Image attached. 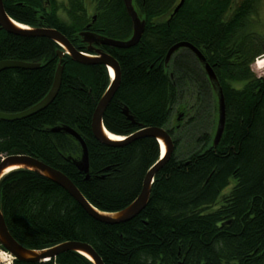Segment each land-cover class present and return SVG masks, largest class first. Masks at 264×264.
I'll use <instances>...</instances> for the list:
<instances>
[{
    "label": "trees",
    "instance_id": "16d2710c",
    "mask_svg": "<svg viewBox=\"0 0 264 264\" xmlns=\"http://www.w3.org/2000/svg\"><path fill=\"white\" fill-rule=\"evenodd\" d=\"M3 1L14 20L55 28L88 52L78 35L89 22L86 0ZM91 1L96 30L119 39L131 36L124 0ZM175 3L134 0L146 19L139 43L129 48L103 46L121 70L120 86L103 116L105 127L122 136L142 126L164 127L175 142L173 154L155 176L147 205L129 221L104 223L57 183L17 168L0 180V206L10 232L23 245L43 249L79 240L92 245L105 264H264V75L252 69L264 50L255 48V33H248L254 39L231 38L248 21L245 8L240 21L224 25L215 15L224 0H185L172 15ZM183 40L203 50L223 89L226 121L216 146L208 123L210 108L216 110L218 100L204 66L186 47L165 60L169 48ZM60 48L49 37L15 34L0 25V60L40 63L0 71V111L16 113L39 102L49 92L59 62L64 65L61 87L47 107L25 118L0 119V159L33 155L68 175L99 210L118 211L140 193L146 172L160 156L159 141L151 136L117 146L98 141L92 117L110 83L108 69L101 63H80L69 54L60 58ZM189 85L198 87L201 104L189 120L196 123L197 134L182 152L175 131L184 126L186 109H180L183 116L173 128L168 125ZM59 125L73 127L86 141L90 178L74 161L81 154L76 139L52 130ZM16 263L94 264L76 251Z\"/></svg>",
    "mask_w": 264,
    "mask_h": 264
},
{
    "label": "water",
    "instance_id": "95a60500",
    "mask_svg": "<svg viewBox=\"0 0 264 264\" xmlns=\"http://www.w3.org/2000/svg\"><path fill=\"white\" fill-rule=\"evenodd\" d=\"M183 1L181 0L179 4L174 9L173 14L177 13L180 7L183 5ZM127 12L131 17L133 23V31L130 37L126 39H113L111 37L101 35L92 31H84L81 32V37L84 43L87 44V50L93 54H87L82 50L78 49L73 43L66 37L62 32L55 28L50 27H37V28H29L23 27L19 25L16 20L8 15L6 12L4 1L0 0V25L2 28L7 30L8 32L22 35H31V36H46L51 39H54L56 42L60 44L62 48L58 50L60 58H63L65 54H69L71 58L80 63H101L106 65L108 69L112 68L114 70V75L111 77V82L109 86L104 91L100 100L98 101L95 111L92 117V131L94 137L107 145H122L129 142L134 141L137 138L144 136H151L156 138L159 143L161 141L165 144V153L164 156L159 159L146 173L144 182L138 196L130 202L124 208L114 211V212H106L99 210L96 208L82 193L79 187L74 183V181L62 172L60 169L53 167L52 165L46 163L45 161L30 155V154H9L4 156L0 160V180L6 175L8 172L7 168L11 166H15L14 169L17 168H25L36 171L53 182L57 183L61 187H63L66 191H68L72 197H74L85 209L86 211L95 219L109 224H118L131 220L136 215H138L147 205L152 185L154 182V178L158 171L165 165V163L169 160L172 153L174 152L175 144L173 137L170 133L163 127L158 126H142L129 136L124 139H113L111 138L106 131L108 129L105 127L103 122L104 113L116 94L120 82H121V70L118 60L110 53H107L103 50L102 47L96 46L99 45H109L118 48H129L135 46L141 40V37L144 33L146 27V19L143 18L139 12V9L134 4V0H124ZM186 47L193 51L199 60L202 62L208 78L216 92L217 95V103H218V120L217 126L213 137V145H218L222 134L225 128L226 121V102L223 93V89L219 83L218 77L212 67V65L208 62L205 55L202 51L193 43L189 41H178L173 44L165 57L166 62L169 61L171 56L180 48ZM38 63H31L21 60L15 59H3L0 60V71L6 68H14V67H24V68H35L38 67ZM64 65L59 62V65L56 69V73L54 76V81L49 92L36 104L31 106L30 108L16 112V113H6L0 111V119L2 120H16L28 117L37 113L38 111L47 107V105L52 102V100L56 97L62 81ZM110 72V71H109ZM125 113L128 111L125 109ZM183 116V114L179 115V119ZM130 117V116H129ZM131 118V117H130ZM53 131L63 130L64 132L71 135L79 144L81 149L80 156L75 159V163L78 166L79 170L82 173L86 174V178H90L89 174V151L88 146L84 138L81 134L70 126H56L52 128ZM228 222H231L228 221ZM0 243L8 249L19 262L24 263H36L45 260V258H55L59 254L66 251H76L83 255H85L88 259H90L94 264H105L101 256L98 252L87 242L79 241V240H66L60 242L52 247H48L45 249H33L23 245L19 242L10 232L4 212L0 206Z\"/></svg>",
    "mask_w": 264,
    "mask_h": 264
},
{
    "label": "rangeland",
    "instance_id": "374dc122",
    "mask_svg": "<svg viewBox=\"0 0 264 264\" xmlns=\"http://www.w3.org/2000/svg\"><path fill=\"white\" fill-rule=\"evenodd\" d=\"M258 8L254 9L252 11V14L250 15V21L246 22L245 27L243 29H236L235 31L237 34H242L243 39L245 36L251 38L250 34L255 33V39H259L258 42H256L255 48L257 50H264V0L257 1ZM256 3V4H257ZM92 6L89 4V9H91ZM258 10V14H257ZM245 28V30H244ZM250 33V34H248ZM241 36V35H240ZM260 56H264L263 54ZM256 59L254 63L252 64L253 71L258 75H264V67L263 68H257L255 66ZM184 93L182 94L181 98L179 99L178 104L175 105L174 111L171 117L170 124L168 125V128H173L176 125V120L178 114L182 111V107L186 109V115L184 116L183 124L181 130L175 131V136L178 135V138L181 139V150L182 152H186L188 146L192 144V139H194L195 134H197L196 130V123H190L189 120L192 116H195L196 111L198 110V105L201 104V94L198 90V87L196 85H189L188 87H184L183 89ZM204 95V94H203ZM207 96V95H204ZM206 99V97L204 98ZM215 108H210V123H208V131L213 136L216 130L217 126V120H218V113H217V106L215 102ZM193 124L195 125V129L193 127ZM189 149V148H188ZM233 188V184H231L229 187H227L223 193L228 194L230 190Z\"/></svg>",
    "mask_w": 264,
    "mask_h": 264
},
{
    "label": "flooded vegetation",
    "instance_id": "af4514ba",
    "mask_svg": "<svg viewBox=\"0 0 264 264\" xmlns=\"http://www.w3.org/2000/svg\"><path fill=\"white\" fill-rule=\"evenodd\" d=\"M180 0H176V3H175V6H173L174 8L176 7V5L179 3ZM226 1V4H223L222 6H220L219 8V11L215 12V15L217 16V18L219 19L220 23L224 24L228 21H240L242 16L240 14V11L245 8L246 11L248 12L246 15H245V22L248 20V22L251 20L250 19V15H253L252 14V11L254 9H257L258 8V3L257 1L258 0H229V3H227V0H224ZM261 1V0H259ZM245 2V3H243ZM257 3V4H256ZM86 4L88 6V11H89V22L86 24V29L83 28L81 30L78 31V35H80V32H83V31H92V32H95V33H98V34H101V35H104L102 34L100 31L96 30L95 27H94V23L97 19V12H96V7H95V4L94 2H92L91 0H86ZM89 4L90 6H92L91 9H89ZM126 7V6H125ZM127 10V9H126ZM174 11V9H173ZM194 13V11L192 12ZM257 14H258V10H257ZM211 16V12L208 11L206 13V17L207 19L209 20V17ZM255 17V15H253ZM242 23V22H241ZM133 25V23H132ZM245 30V28H244ZM241 35V36H240ZM81 36V35H80ZM106 36V35H105ZM67 37V36H66ZM108 37H111V36H108ZM111 38H114V39H117L115 37H111ZM231 38L233 39H241L242 38V34H237L235 33L234 36H231ZM69 39V38H68ZM82 39V37H81ZM119 39V38H118ZM96 46L98 47H102L104 50H105V47L103 46H106V45H99V44H96ZM109 46V45H107ZM106 46V47H107ZM198 47V46H197ZM202 53L205 55V53L203 52V50L198 47ZM192 53L196 56V54L192 51ZM197 57V56H196ZM206 57V55H205ZM197 59L199 60V58L197 57ZM207 59V58H206ZM200 61V60H199ZM209 62V61H208ZM200 63H202L200 61ZM210 63V62H209ZM203 65V64H202ZM213 69H214V66L212 65ZM205 69V68H204Z\"/></svg>",
    "mask_w": 264,
    "mask_h": 264
},
{
    "label": "bare ground",
    "instance_id": "6f19581e",
    "mask_svg": "<svg viewBox=\"0 0 264 264\" xmlns=\"http://www.w3.org/2000/svg\"><path fill=\"white\" fill-rule=\"evenodd\" d=\"M181 1V0H180ZM180 1H179V3H180ZM184 2H185V0L183 1V4H184ZM178 3V4H179ZM125 4V3H124ZM177 6V5H176ZM183 6V5H182ZM181 6V7H182ZM180 7V8H181ZM175 9V8H174ZM174 12V11H173ZM172 15H173V13H172ZM19 25H21V26H23V27H29V28H37V27H31V26H29V25H27V24H23V23H20V22H18V21H16ZM133 31V30H132ZM84 32V31H83ZM80 35H81V32H80ZM46 37V36H45ZM114 39V38H113ZM118 39V38H117ZM104 50V49H103ZM104 51H106V50H104ZM107 52V51H106ZM168 52V51H167ZM107 53H109V52H107ZM167 54V53H166ZM1 60H3V59H1ZM15 60H19V59H15ZM21 61H23V60H21ZM26 62H29V61H26ZM31 63H37V62H31ZM39 64V66H40V63H38ZM59 65V64H58ZM255 66L257 67V68H263L264 67V56H260V57H258L257 58V60H256V62H255ZM58 67V66H57ZM36 68V67H35ZM57 69V68H56ZM108 69V68H107ZM110 71V72H109ZM206 71V70H205ZM215 71V70H214ZM108 72H109V76H110V82H111V77L114 75V70L112 69V68H110V69H108ZM55 73H56V70H55ZM55 73H54V76H55ZM216 73V72H215ZM217 75V74H216ZM53 81H54V78H53ZM110 84V83H109ZM109 84H108V86H109ZM52 86V85H51ZM107 86V87H108ZM2 112H4V111H2ZM217 112H218V103H217ZM6 113H8V112H6ZM180 114H183V113H180ZM179 114V115H180ZM179 115L177 116V118L179 117ZM179 119V118H178ZM164 128V127H163ZM166 129V128H165ZM167 130V129H166ZM168 131V130H167ZM135 132V131H134ZM106 133L111 137V138H113V139H124V138H126L127 136H129L130 134H128V135H117V134H114V133H112L111 131H106ZM132 134V133H131ZM171 135V134H170ZM213 137H214V135L212 136V142H213ZM174 140V139H173ZM160 144V156H159V158L157 159V161L159 160V159H161L163 156H164V151H165V144H164V142L163 141H161V143H159ZM174 144H175V142H174ZM175 149V148H174ZM173 154V153H172ZM4 157V156H3ZM2 157V158H3ZM1 158V159H2ZM0 159V160H1ZM157 161H155L154 162V164L157 162ZM154 164H152V166L154 165ZM151 166V167H152ZM150 167V168H151ZM14 168H15V166H11V167H9V168H7V172L9 173L11 170H14ZM149 168V169H150ZM148 169V170H149ZM147 173V172H146ZM146 175V174H145ZM144 178H145V176H144ZM155 179V178H154ZM143 182H144V179H143ZM143 185V184H142ZM72 240V239H71ZM64 241H66V240H64ZM61 242H63V241H61ZM60 243V242H59ZM1 244V243H0ZM56 244H58V243H56ZM56 244H54V245H56ZM54 245H52V246H54ZM1 246L4 248V249H6L2 244H1ZM52 246H50V247H52ZM46 248H48V247H46ZM43 249H45V248H43ZM7 251H9L8 249H6ZM10 252V251H9ZM10 254L14 257V259H15V263H16V257L10 252ZM49 259H51V258H45V260H43V261H47V260H49ZM18 261V260H17ZM17 264V263H16Z\"/></svg>",
    "mask_w": 264,
    "mask_h": 264
},
{
    "label": "built area",
    "instance_id": "2783aa9c",
    "mask_svg": "<svg viewBox=\"0 0 264 264\" xmlns=\"http://www.w3.org/2000/svg\"><path fill=\"white\" fill-rule=\"evenodd\" d=\"M0 264H16L14 257L0 244Z\"/></svg>",
    "mask_w": 264,
    "mask_h": 264
}]
</instances>
